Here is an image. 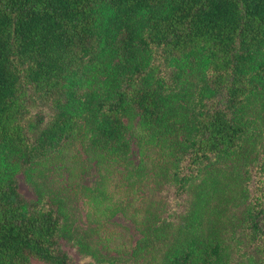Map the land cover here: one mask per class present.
Listing matches in <instances>:
<instances>
[{
	"label": "trees",
	"instance_id": "trees-1",
	"mask_svg": "<svg viewBox=\"0 0 264 264\" xmlns=\"http://www.w3.org/2000/svg\"><path fill=\"white\" fill-rule=\"evenodd\" d=\"M83 205L89 264H264V0H0V264H68Z\"/></svg>",
	"mask_w": 264,
	"mask_h": 264
},
{
	"label": "rangeland",
	"instance_id": "rangeland-1",
	"mask_svg": "<svg viewBox=\"0 0 264 264\" xmlns=\"http://www.w3.org/2000/svg\"><path fill=\"white\" fill-rule=\"evenodd\" d=\"M93 169H96V165H94ZM31 170H32L31 168L19 167L18 169L15 170V174L13 175L14 179L18 181L19 192L28 201L36 199L35 192H34V186L37 183L46 184V180H57L55 179L57 178L56 174L51 175V174H46L44 172L38 173L37 171H34L33 176L29 175V172ZM63 179L67 180V178H63ZM122 200L124 202L127 201L126 198H122ZM121 208L118 209V211L114 214V217H113L114 219L110 220L112 222L111 226H113V222H116V221L121 222V223L126 222V229L124 230L126 231V234L128 233L132 236V241L134 242V240L137 237L139 238V236H137V231L134 229L133 223L135 222V220L138 221L144 216H149V215H145V213H147V211L145 210L147 207H124V209L127 211L128 214H135L134 216H130L126 213L125 217H123L122 214H118V213H124L123 212L124 210H122ZM165 208H167L170 213L174 212V210L177 211L180 209V207H172L173 210L171 209V207H165ZM71 211L72 213H75L74 215L76 217L75 219L76 224L81 225V226H90V227H84V229L86 230L89 229V232H86L88 233L86 234V236L73 232L76 234L74 235L72 234L71 231H69L70 240L61 238L60 248L63 250V252L67 256L68 264H87V262L89 264L90 261L87 260V258L84 255L82 256V254L84 253L83 251H87V252L97 251L102 257H105V258H111V256L113 255L115 256L114 252L109 253L108 251L103 250L101 246L98 244V236L100 237V242L102 245L103 240L105 239V235L107 236V234L110 233L111 231L107 230L105 226H101L100 228L102 229H99L100 232L98 233V236H97V230H94V227L96 225L90 222L92 218L89 221L85 219V213L86 212L89 213V207H85V205H83V207H72ZM209 212L211 216H214L215 219H218V225H219L218 232L222 233L224 231L221 234L222 237H224L226 231L228 230L227 228H229L227 227L226 220H225L226 215L237 217V214L235 213L234 208L230 207L229 209H222L221 207H209ZM163 215L165 216V214ZM118 216L120 219H118ZM99 221H102V220L100 219ZM204 222L206 221L204 220ZM221 226L223 227V230ZM90 230H93V231H90ZM81 238L84 240V242L87 244L90 250H85L80 247L78 241ZM65 240L67 242H65ZM105 246L109 247L110 245H105ZM29 264H45V263L38 261L34 258H31L29 260ZM143 264H146V263H143Z\"/></svg>",
	"mask_w": 264,
	"mask_h": 264
}]
</instances>
